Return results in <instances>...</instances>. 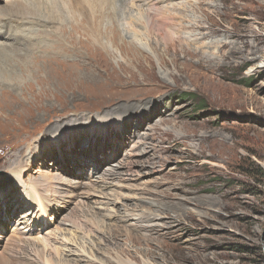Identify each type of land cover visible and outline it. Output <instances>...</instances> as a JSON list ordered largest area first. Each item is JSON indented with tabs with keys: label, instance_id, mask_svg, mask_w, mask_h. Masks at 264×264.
<instances>
[{
	"label": "rangeland",
	"instance_id": "1",
	"mask_svg": "<svg viewBox=\"0 0 264 264\" xmlns=\"http://www.w3.org/2000/svg\"><path fill=\"white\" fill-rule=\"evenodd\" d=\"M52 1L60 21L21 28L34 50L0 55L20 76L0 82V254L264 264V0ZM32 194L49 198L46 223Z\"/></svg>",
	"mask_w": 264,
	"mask_h": 264
},
{
	"label": "bare ground",
	"instance_id": "2",
	"mask_svg": "<svg viewBox=\"0 0 264 264\" xmlns=\"http://www.w3.org/2000/svg\"><path fill=\"white\" fill-rule=\"evenodd\" d=\"M60 1V0H59ZM98 1H100V4L102 5V6H104V4L105 3H108V4H114V0H98ZM55 1L53 0L52 1V3H54ZM61 2V1H60ZM64 2V3H63ZM63 5H66V8L68 9V5L69 4H77L78 6H83L84 7V2H85V0H63ZM67 2H68V4H67ZM44 2H43V0H30V1H28V3H25V2H21V1H18V0H13V1H10L5 7H4V9H0V15L2 14V18H0V55H5L6 56V51H10V53H11V55H12V57L16 54V52H15V50H24L25 52H29V50H30V46L33 44L34 45V47H33V50H34V48H35V44L37 45V43H35V42H30L31 41V39H29V38H24L25 37V35H24V37H23V39H21L22 38V33L20 32L21 31V28H22V26H23V24H25L26 22H28L27 24L28 25H30V23L31 22H33V21H40L39 19H41V18H44V19H49V20H52V21H55V20H61L60 19V16L58 15V14H56V13H52L51 11H53L56 7H57V5L55 4V6L54 7H52V8H48V7H46V6H43L42 4H43ZM61 3V4H62ZM91 3V2H90ZM124 3V2H123ZM75 4V5H76ZM86 4V3H85ZM88 4V3H87ZM92 4V3H91ZM150 4H152L151 5V7H154V8H157V6H155L156 5V3H150ZM48 6H50V5H48ZM53 6V5H52ZM60 6V5H59ZM62 6V5H61ZM69 6H71V5H69ZM112 6V5H111ZM108 7H110V6H108ZM114 7V6H113ZM66 8L64 9V10H66ZM70 8V7H69ZM75 8V7H74ZM85 8V7H84ZM104 8V7H103ZM115 8V7H114ZM113 8V9H114ZM154 8H151V10L152 9H154ZM50 9H53V10H50ZM60 9V8H59ZM77 9H79V7H77L75 10H77ZM80 9H82V8H80ZM94 9V8H93ZM112 9V8H111ZM159 9V8H158ZM58 10V9H57ZM63 10V11H64ZM71 10V9H70ZM69 10V11H70ZM74 10V9H73ZM72 10V11H73ZM96 10V9H95ZM94 10V11H95ZM109 10V9H108ZM62 11V10H61ZM71 11V12H72ZM79 11V10H78ZM106 11H107V9H106ZM155 11V10H154ZM55 12V11H54ZM59 12V11H58ZM68 12V11H67ZM66 12V13H67ZM82 12H83V10H82ZM90 12V11H89ZM102 12H103V9H102ZM149 12H150V9H149ZM152 12V11H151ZM158 13H151L152 15L151 16H149L148 14H147V12H146V15H144V18H147V25H146V29L149 31L150 29H154V31H156V32H158L159 31V29L160 28H163V25H164V22L166 21H162V18L161 17H159L158 16V14H159V11H157ZM61 13V12H60ZM63 13H65V12H63ZM80 13H81V11H80ZM86 13V12H85ZM85 13L83 14V15H85ZM88 13V12H87ZM93 13V12H92ZM95 13V12H94ZM73 14V13H72ZM76 14V13H75ZM98 14V13H97ZM100 14V13H99ZM4 15H8V17H6L5 18V16ZM45 15V16H44ZM77 15V14H76ZM78 15H81V14H78ZM24 16H26V17H24ZM92 16V15H91ZM104 16H108V15H104ZM163 16V15H162ZM40 17V18H39ZM84 17V16H83ZM87 17V16H86ZM89 17V19H90V16H88ZM95 17V16H94ZM23 18H26V19H28V20H26V19H23ZM74 18H75V16H74ZM92 18V17H91ZM97 18V17H96ZM100 18H101V16H100ZM165 19V18H164ZM91 20H93V18L91 19ZM90 20V21H91ZM145 20V19H144ZM74 21H75V19H74ZM94 21V20H93ZM93 21H91V23H93ZM104 21V20H103ZM114 21V20H113ZM140 21V20H139ZM145 22V21H144ZM75 23V22H74ZM89 23V22H88ZM100 25H101V23L100 22H98ZM26 24V25H27ZM60 24H62V23H60ZM76 24V23H75ZM81 24V23H80ZM86 24V23H85ZM113 24V23H112ZM78 25V24H77ZM88 25V24H87ZM94 26V25H93ZM98 26V25H97ZM90 27V26H89ZM80 28V27H79ZM99 28V27H98ZM103 28V27H102ZM25 29V28H24ZM73 29H75V28H73ZM100 29V28H99ZM108 30V29H107ZM110 30V29H109ZM111 30H113V29H111ZM151 30V31H152ZM150 31V32H151ZM162 31V30H161ZM54 32V31H53ZM92 32H93V30H92ZM110 32V31H109ZM115 32V31H114ZM100 33H101V31H100ZM170 33V32H169ZM94 34H95V32H94ZM98 34V33H97ZM113 34V33H112ZM167 35H169L168 33H166ZM165 33H164V39H167V38H169L167 35H166ZM100 35V34H99ZM88 36V35H87ZM101 36V35H100ZM138 35H134L133 36V38L137 41V43H139V45H146L145 44V42L143 41V39L141 38V37H137ZM36 37V36H35ZM91 37V36H90ZM95 37V36H94ZM93 37V38H94ZM102 37V36H101ZM100 37V38H101ZM87 38V37H86ZM92 39V38H91ZM36 40V39H35ZM75 40H77V39H75ZM64 41V40H63ZM95 41H96V38H95ZM40 42V41H39ZM65 42H67V41H65ZM99 42V41H98ZM101 42V41H100ZM41 43H42V41H41ZM41 43H39V45L41 46L42 44ZM104 43V42H103ZM46 44V43H45ZM44 44V45H45ZM66 44V43H65ZM93 44V43H92ZM92 44H91V46H92ZM47 45V44H46ZM39 46V47H40ZM70 46V45H69ZM46 47H48V46H46ZM71 47V46H70ZM146 47V46H145ZM69 48V47H68ZM70 49V48H69ZM75 50V49H74ZM24 52V53H25ZM23 54V52L21 53V55ZM26 54V53H25ZM80 54V53H79ZM10 55V54H9ZM39 55V54H38ZM20 56V55H19ZM86 56V55H85ZM61 57H62V55H61ZM63 57H65V56H63ZM62 57V58H63ZM97 57V56H96ZM66 58V57H65ZM85 58V57H84ZM105 58V57H104ZM14 59V58H13ZM61 59V58H60ZM73 59V58H72ZM91 59V58H90ZM101 59H103L102 57H101ZM92 60V59H91ZM104 62V61H103ZM82 63V62H81ZM7 64V63H6ZM11 64V63H10ZM21 65V64H20ZM23 68V67H22ZM96 68V67H95ZM78 71V70H77ZM77 71H76V73H77ZM75 76V75H74ZM79 76H80V74H79ZM78 77V76H77ZM8 81H10L11 83H13V84H11L9 87H10V90H14V88L15 87H17L18 86V82L20 83V76H19V73L17 72V70H13V68H12V70H11V68L9 69L7 66L3 69V70H1V72H0V82H3L4 84L7 82V83H9ZM14 81H16V84L14 83ZM19 87V86H18ZM9 90V91H10ZM12 94V93H11ZM15 95V94H14ZM55 115H57V116H61L62 115V112H56V114ZM115 124V126H117V127H120V125L118 126V123L116 122V123H114ZM116 128V127H115ZM53 132V131H52ZM96 141H100L101 140V138H94ZM103 139V138H102ZM13 167V170L11 171V177H12V181L14 182V183H17V184H19V183H21L22 181H21V172L24 170V167L23 166H21V165H19V164H15L14 166H12ZM46 177L47 178H53L52 176H50V175H46ZM44 178V177H43ZM62 178V176L60 175V174H58V179H61ZM46 179V178H45ZM47 181V180H46ZM35 182V181H34ZM38 182H40V184H42V182H43V179L41 180V181H38ZM44 182H45V180H44ZM43 182V183H44ZM36 184L38 185V183H37V181H36ZM35 184V185H36ZM34 185V186H35ZM37 185H36V187H37ZM33 186V187H34ZM42 186V185H41ZM51 186H52V184H51ZM32 187V186H31ZM47 189V188H46ZM33 190H34V188H33ZM47 191H48V189H47ZM51 191V190H50ZM73 194V193H72ZM34 195V196H33ZM32 196L34 197V198H36V203L39 205V207H40V211H41V213H40V215H42L41 216V219H39V220H41L42 222H44V223H46L47 222V220L44 218V215H45V212L47 211V209H48V206H47V203H48V201H49V198L47 197V196H45V195H39L38 197L35 195V194H32ZM2 204H5V201H3L2 202ZM6 206H7V204H5ZM74 213V212H73ZM93 213H95V212H93ZM71 216V215H70ZM2 217H3V219L1 218L0 219V221H2V220H6V216L5 215H2ZM92 219V218H91ZM46 221V222H45ZM43 223V224H44ZM74 225V224H73ZM77 225V224H76ZM13 238V237H12ZM37 238H40V237H37ZM42 239V238H41ZM39 239L40 240V243H41V241H42V246H41V250L39 251V249L38 248H36V246H35V249H34V251L36 252V254H38V255H42L43 253H45L44 252V250H45V247H47V242H45V238H44V240L42 239ZM14 240H16L15 238H14ZM14 243V242H13ZM16 243H17V241H16ZM15 243V246L17 245ZM19 243V242H18ZM20 244V243H19ZM5 245V244H4ZM9 245H11L8 249H7V251H6V254H0V264H32V263H27L26 261H22V259H20V255H18L17 254V252H18V248H20L22 251H25L24 250V248L23 247H20V246H17V247H13V244H9ZM48 246H52V245H48ZM38 247V246H37ZM49 248V247H48ZM58 248V247H57ZM47 249V248H46ZM59 249V248H58ZM51 250H52V248H51ZM57 250V249H56ZM57 251H59V250H57ZM57 255V254H56ZM52 256V255H51ZM43 257V256H42ZM57 257V256H56ZM54 258V257H53ZM58 258H60V257H58ZM43 259H45V258H43ZM57 260V259H56ZM45 261H48V259H45ZM48 264H50V263H48ZM60 264V263H59ZM119 264H128V263H124V262H120Z\"/></svg>",
	"mask_w": 264,
	"mask_h": 264
},
{
	"label": "trees",
	"instance_id": "3",
	"mask_svg": "<svg viewBox=\"0 0 264 264\" xmlns=\"http://www.w3.org/2000/svg\"><path fill=\"white\" fill-rule=\"evenodd\" d=\"M189 95V94H188ZM190 96V95H189Z\"/></svg>",
	"mask_w": 264,
	"mask_h": 264
}]
</instances>
